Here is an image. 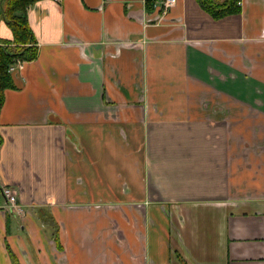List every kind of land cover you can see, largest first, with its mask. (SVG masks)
<instances>
[{"label":"crops","instance_id":"crops-1","mask_svg":"<svg viewBox=\"0 0 264 264\" xmlns=\"http://www.w3.org/2000/svg\"><path fill=\"white\" fill-rule=\"evenodd\" d=\"M159 6L27 8L37 57L0 107V264H264V0Z\"/></svg>","mask_w":264,"mask_h":264},{"label":"trees","instance_id":"trees-1","mask_svg":"<svg viewBox=\"0 0 264 264\" xmlns=\"http://www.w3.org/2000/svg\"><path fill=\"white\" fill-rule=\"evenodd\" d=\"M38 0H0V19L11 28L12 39L0 38V107L6 89L14 88L9 67L16 59L22 62L37 57L38 46L27 20V8ZM161 0H144L145 8L152 11ZM214 18L237 13L241 0H197Z\"/></svg>","mask_w":264,"mask_h":264},{"label":"built area","instance_id":"built-area-1","mask_svg":"<svg viewBox=\"0 0 264 264\" xmlns=\"http://www.w3.org/2000/svg\"><path fill=\"white\" fill-rule=\"evenodd\" d=\"M176 2V0H161L159 3L160 11L162 13L166 12L173 4ZM157 3V4H158ZM22 61L19 59H16L14 63L9 67L10 72L17 69L22 65ZM2 193L6 197V202L9 207V209L15 211V212H21L20 206L17 204V198L15 192L10 187H2Z\"/></svg>","mask_w":264,"mask_h":264}]
</instances>
